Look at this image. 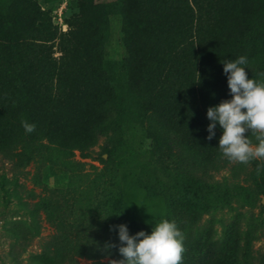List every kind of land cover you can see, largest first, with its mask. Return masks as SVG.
<instances>
[{
  "label": "trees",
  "instance_id": "1",
  "mask_svg": "<svg viewBox=\"0 0 264 264\" xmlns=\"http://www.w3.org/2000/svg\"><path fill=\"white\" fill-rule=\"evenodd\" d=\"M75 3L79 12L62 32L37 0L0 2V152L13 153L20 173L53 147L74 180L32 204L37 230L41 211L57 229L52 243L59 256L45 250L34 257L36 264H75L76 257L93 264L106 257L122 260L119 225H127L129 235L151 234L152 228L124 217V195L113 192L114 160L132 126L143 127L150 139V164L182 181L168 195L166 220L183 233L204 210L229 207L236 194L228 186L214 194L213 203L198 202L214 188L206 175L224 159L219 124L207 139V111L232 99L224 62L245 56L248 78L264 82V0ZM115 14L125 49L119 61L105 51ZM25 120L36 125L31 134L22 127ZM246 135L258 143L250 131ZM103 136L101 154L107 157H93ZM76 152L100 160L102 168L86 169ZM259 176L264 193V167ZM184 237L182 264H264V253L254 256L253 232L242 248L238 224L225 240L211 230Z\"/></svg>",
  "mask_w": 264,
  "mask_h": 264
},
{
  "label": "rangeland",
  "instance_id": "2",
  "mask_svg": "<svg viewBox=\"0 0 264 264\" xmlns=\"http://www.w3.org/2000/svg\"><path fill=\"white\" fill-rule=\"evenodd\" d=\"M2 1L4 0H0ZM37 1L43 9L50 12L52 21L62 32L68 31V21L73 20L79 12L76 0ZM109 1L111 0H96L98 3ZM105 51L107 57L114 61L121 60L125 55L121 17L118 14L110 15L109 38ZM60 54L56 44L54 55L59 57ZM125 137V143L117 152L112 168V174L116 177L113 192L119 191L124 195L125 218L153 229L169 216L168 195L177 189L175 185H182V181L150 164L151 142L144 137L143 127H130ZM105 139L104 136L99 138L93 148V157L102 153ZM101 155L107 157L106 154ZM75 159L85 161L86 169L92 170L91 165L96 169L102 168L100 160L82 159L79 152H76ZM62 161L63 157L58 150L49 147L44 149L40 158L31 161L20 173H16L13 153L0 152V264H36L34 257L45 250L48 256L58 259V249L52 243L57 229L41 211V226L38 231L32 204L39 199L50 198L54 188H65L74 181ZM261 167H264V160H254L245 165L222 159L218 168L210 170L206 175L207 185L214 188L203 192L198 202L213 203L214 194L223 192V188L227 186L236 195L229 207L204 210L198 223L187 226L183 229V234L211 230L215 238L225 240L232 225L238 224L242 230V248L249 234L253 232L254 256L260 258L264 253V193L261 191L259 176ZM167 187L170 192L166 191ZM75 259V264H93L84 257ZM102 261L103 264H111L112 261L119 260L106 257Z\"/></svg>",
  "mask_w": 264,
  "mask_h": 264
},
{
  "label": "clouds",
  "instance_id": "3",
  "mask_svg": "<svg viewBox=\"0 0 264 264\" xmlns=\"http://www.w3.org/2000/svg\"><path fill=\"white\" fill-rule=\"evenodd\" d=\"M248 63L245 56L223 63L232 99L224 100L207 111L211 121L207 139L215 137L219 124L223 132L218 147L222 158L245 165L254 160H264V82L248 78L245 70ZM22 127L28 134L36 130V125L26 120L22 121ZM249 131L257 144L254 145L246 135ZM118 227L119 253L123 259L111 264H182L186 251L185 237L175 221L163 220L154 226L151 234L140 231L129 235L127 225Z\"/></svg>",
  "mask_w": 264,
  "mask_h": 264
}]
</instances>
